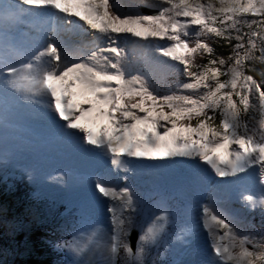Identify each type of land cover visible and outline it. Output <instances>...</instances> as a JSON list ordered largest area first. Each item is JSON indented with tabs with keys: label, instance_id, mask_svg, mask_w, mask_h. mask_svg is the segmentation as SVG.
Listing matches in <instances>:
<instances>
[{
	"label": "snow or ice",
	"instance_id": "6c2138e0",
	"mask_svg": "<svg viewBox=\"0 0 264 264\" xmlns=\"http://www.w3.org/2000/svg\"><path fill=\"white\" fill-rule=\"evenodd\" d=\"M143 6L157 11L125 13L113 0H0V84L43 104L53 123L63 122L60 129L81 134L84 144L101 150L114 174L95 181L99 197L108 201L110 227L90 226L60 245L76 257L98 253L101 264H116L121 251L129 264H144L145 246L157 243L169 222L162 211L133 250L128 237L136 200L129 187L118 186L127 179L123 174L130 171V158L198 159L221 178L258 170V183L264 186V71L258 81L247 74L255 69L246 63L264 62V0H153ZM43 9L53 10L68 31H82L79 22L87 25L95 34L90 52L77 56L52 36L41 47L21 50L8 26L26 16L47 15ZM51 30L59 28L53 24ZM127 35L171 42L149 46L176 62L153 57L162 76L179 72L186 78L176 91L161 95L148 75L133 71L121 46L122 39L128 43ZM207 36L235 40L232 54L197 64L198 56L214 53L201 39ZM249 109L256 113L251 126L242 120ZM243 200L249 209L264 210V187L259 197L246 194ZM200 229L209 242L204 264H264V231L238 232L233 218L215 202L201 205L195 227L182 234ZM80 264L93 261L89 256Z\"/></svg>",
	"mask_w": 264,
	"mask_h": 264
},
{
	"label": "rangeland",
	"instance_id": "374dc122",
	"mask_svg": "<svg viewBox=\"0 0 264 264\" xmlns=\"http://www.w3.org/2000/svg\"><path fill=\"white\" fill-rule=\"evenodd\" d=\"M152 2L153 0H113V3L117 4L120 7V10L125 13L127 12L144 13L143 10L145 9L149 11H157V9L143 6L145 4H150ZM246 18L249 20L254 19L251 16L246 17ZM32 20H34V22H29L30 25L26 24L23 20L22 23H25V27L23 29L24 31L26 32L27 30L29 31L31 29V26H34V23H37L38 21L36 19H32ZM37 27H39L41 34L45 33L43 34L45 36L39 39L38 44L34 42L31 43L25 40V37L23 35L22 36L20 35L21 36L20 38L19 35H17L16 33L9 32L10 38L14 40L15 42L18 41L17 46L21 50L31 51L32 49L38 48L40 45L43 46L45 44L44 41L45 42L47 41V38H46L47 34H50V33L53 34V31L51 30L52 28L50 27L48 23H46V27H48L47 30H45L42 26H39V25H37ZM57 27L59 28V31L56 32L55 35L58 36V38H64L65 41H68L66 42L67 46L70 49H72L77 56L80 55V52H84L85 54L90 52L91 41L93 39L92 37L95 34L90 29L87 28V25H86V29L83 30L85 31V33H83V31L81 32L80 29H77L76 32L75 31L69 32L67 30L68 26L64 23L63 19H61L59 23L57 22ZM12 28H16V27L14 26ZM49 29L51 30L50 32H48ZM60 30H62L61 31L62 34L59 33ZM16 31H17V28H16ZM241 31L247 32L248 29L245 27H241ZM35 32L37 33V31ZM66 32H68L67 35H66ZM72 34L74 35V37ZM232 35H235V32H233ZM32 36H36V35L34 34ZM126 39L128 43L125 45L122 39L121 46H124L127 49L129 62H130V65L133 71H140L142 74L148 75L150 84L154 88H157L161 95L165 94L169 90L176 91L177 90L176 85L185 81L186 78L183 76L182 73H179V72L162 76L161 75L162 69L160 68V66H157L152 62V58L155 57V59L165 60L169 64L176 63V62L168 60V58L166 57H160L158 53H155L152 50V47H154L155 45H164L166 43H171V42L159 41V40H152L150 42L142 41V40H139L138 38L131 37L130 35H127ZM201 39H204L209 43L210 41L215 39V37L207 36V37H201ZM235 43L236 41L233 40V43L229 44L230 48L226 49L228 51V56L232 54V47L234 46ZM149 44L152 47H150ZM33 45L34 46L36 45V46L34 47ZM258 52L259 50L255 52L256 57L259 55ZM228 56L225 55V58H227ZM176 67L182 69L183 66L176 64ZM0 96L4 100L2 102L6 105L11 104L10 101L13 102L14 100L15 102L18 101L22 103L21 105H26L25 107L33 106L32 100H25L24 98H22L21 95H19L17 92L13 91L10 88L5 89L4 87ZM253 103H255V100H253ZM25 111L28 112V114H23V116L25 117L24 120L26 122L31 121V125H32V119H30L32 116L30 115V118H29V114L31 112L27 108L25 109ZM252 111L253 112L251 114L247 113L244 115L243 121H246L249 124V126H251L253 123L252 117L256 115L254 110ZM48 112L49 110L47 111V114H51ZM47 114L44 113L45 118L47 117V120L49 123L52 121V119L48 117ZM20 119H21L22 125L25 128H28L29 126L26 125L25 121H23L22 118ZM39 121L41 122L42 120L39 119ZM50 127L54 129L55 126H54L53 121ZM89 127L91 126L89 125ZM158 160L130 158L129 159L130 171L123 174V175H126L127 179L121 180L118 182V186L126 185L127 187H129L132 190V193L136 200V210L130 213V215L132 216V222H133L131 230L137 231V241L142 231L147 226H149V224H151V222L154 220V218L157 215L161 214L162 211H166L169 214V222L165 228L164 233L161 235L159 241L155 244L145 246L146 253L144 256V264H172L171 262L173 261V258L176 252H178V250H180L183 245L182 243L179 242V240L180 238L183 237L182 230L189 227L188 215L190 213L189 210L191 209L193 205L191 204L190 201L188 202L186 199H184V196L180 192H178L179 190H183V188L182 187L176 188L175 181L179 180L180 178H183V180L184 179L186 180V183H189V181L192 180L191 183H194V185L198 187L197 189L201 187L200 184L205 185V183L209 184L210 188H213L211 186L214 185L215 183L213 179H211L213 181L205 180L206 177L204 176L205 179H203L202 183L198 184V182L196 181L199 178V173L198 171L191 172L190 168L184 171V170L179 169V167H177L180 171L175 170V166H177V164L178 165L184 164L185 160H189L193 163L192 159L184 158V157H171V158L163 159V163ZM169 161L171 162L170 166H169V163H170ZM195 163L196 162H194V164ZM172 167L174 169H172ZM0 168L2 167L0 166ZM42 168L47 169L45 166H43ZM109 169H110V165H109ZM109 169H102V170H105V172L101 171L100 172L101 176H109V178L111 179V175H114V174L110 175ZM3 171L0 173L2 174ZM174 171H176V173L174 176L172 175L173 173L170 175L171 177L169 178L170 180H168L167 178L163 179V177H166L169 173L174 172ZM192 175H194V177H192ZM256 175L258 176V172H256ZM4 179H5V175H2V177L0 178V186L4 187L3 191L5 192V194L9 195L11 198H14V200H16L17 202L22 203L23 206L20 204V208L23 207L22 209H24V212L28 211L29 213H31V216L35 218V221H37L38 226H42L44 227V229L45 228L50 229V231L47 230V233L49 236L53 237V239L51 241H47V240L43 241V239H41L43 242H45L47 247L50 249V253L52 254L54 258V259H51L50 264L72 263L73 253H71L65 248H61L60 245L63 243V241L71 239L72 236L76 234L77 229L79 228L81 224L80 223L81 218H80L79 213L80 211H82L83 205L85 204H83V202H80L78 205L70 206L71 211H72L71 213L60 212L61 207L57 206L60 204H58V201L56 198H52V197L49 198L47 196H36V199L44 198V200L37 203V200L33 199L34 202H31V203H34V204H30L26 200L27 196L25 195L24 197L23 193H21L20 191L16 190L17 192H12L11 194L9 193V191H12L13 187L14 189H17V186L15 184H20V183L24 184V186L28 190L29 187L25 185V183L27 184V182L23 181V177L21 178L20 174L13 175V179H12L13 187L10 186L9 184H6L4 182ZM96 179H97L96 176L93 175V180L96 181ZM225 180H227V178ZM186 183H184V186ZM33 188H38V183H35ZM17 193H20V194H17ZM200 193H201V197L198 198L200 204L202 203L207 204L210 202H215L216 205L219 206L220 208L223 206L221 209H223L228 215H230L235 221V223L236 222L241 223V226H238L236 224L238 232L242 234H249V233L254 234V233L264 231V210L260 208H257V209L255 208L254 210L253 209L251 210L248 207H239L235 205V203L233 204V200H231L232 205L231 204L228 205L229 192L226 193V196L214 197L211 199V201L209 199V196H207L209 194L208 191H204ZM21 195L23 198H21ZM260 195L257 194L255 197H259ZM204 199H209V200L207 201ZM96 200H97L95 201L97 205L96 207L98 206L105 207L106 210H104L105 211L104 217L109 225V221H108L109 214L107 213L108 201L102 197L96 198ZM201 200H204V201L201 202ZM57 208L59 209V211ZM75 208H76V211H73V209ZM200 208H201V205H200ZM52 231H55L57 235L55 234L52 236ZM202 234L204 237L203 239L206 240L207 243H209L207 234L204 231L202 232ZM116 264H129V261L124 256L122 251L120 253V256Z\"/></svg>",
	"mask_w": 264,
	"mask_h": 264
},
{
	"label": "bare ground",
	"instance_id": "6f19581e",
	"mask_svg": "<svg viewBox=\"0 0 264 264\" xmlns=\"http://www.w3.org/2000/svg\"><path fill=\"white\" fill-rule=\"evenodd\" d=\"M41 11L46 13L47 10L45 11V9H43ZM52 20H56L54 19V14L42 15L39 17L37 23H34V26H31V29L26 32L23 29L25 23L29 24V22L24 19L25 23L9 25L8 31L16 33L20 38L23 35L25 40L38 44L39 39L43 38V36H45L43 34L45 33L42 32L43 34H41L37 25L47 30L48 27H46V23L50 25ZM79 23L82 25V29L85 30L86 25H83L82 22ZM14 26L17 28V31L16 28H12ZM35 31H37V33ZM50 31L49 29L48 32ZM74 31L76 32V30ZM67 33L68 32H66V35ZM83 33H85V31H83ZM34 34L36 36H32ZM55 34L56 32L47 34L46 38L48 36H53L54 40L63 42L67 46L66 42L68 41H65L64 38H58ZM17 42L15 43L18 45ZM47 42L48 40L46 42L44 41L45 44ZM3 88L4 86L1 84L0 95ZM18 94L21 95L20 93ZM34 99L39 100L40 98L37 97ZM2 101L4 100L0 96V166L2 167L0 168V172L4 170L3 174H8V172L11 173L13 171L21 174V176L26 179L25 182H27V184L25 183V185L29 187L28 189H31L30 186L32 187L33 195H35L37 191L35 196L56 198L58 203L67 207L63 212L71 210L70 206L78 205L80 202H83L85 205H83V209L79 213L81 224L76 234L81 230L88 229L90 226L104 227L107 230L110 225H108L104 217V210L106 209L104 206L96 207L95 201H97L96 198H99V194L95 190V181L93 180V175L96 176V178L101 177L100 172H105V170L102 169H109V163H107L108 161L103 152L85 145L82 140L79 139L81 134H69L70 130L60 129L58 125L63 122L58 119L56 123H54V129H52L50 127L52 121L48 123L47 117L45 118L44 115V113L47 114L48 109L43 104L32 102L33 106L25 107L26 105H21L22 103L18 101H10L11 104L7 105ZM26 108L31 112L29 118L31 115L32 117L30 119H32V125L31 121L26 122L24 120L25 117L23 114H28V112L25 111ZM47 115L50 118L52 116V114ZM20 118L25 121L26 125L29 126L28 128L22 125ZM39 119L42 121L40 122ZM158 161L163 163V159ZM194 162L196 163L194 164ZM170 165L171 162L169 163V166ZM43 166L47 169L42 168ZM177 167L184 171L188 170V168L191 169V172L198 171L199 178L196 181L198 184L202 183L203 179H205L204 176L207 181L211 179L215 181L214 185L211 186L213 188H210L209 184L205 183V185L200 184L201 187L199 189H197L198 187H196L194 183H191L192 180L189 181V183H186V180H183V178L175 181L176 188H183V190H179L178 192L184 196V199L188 202L190 201L193 205L188 215L189 227L193 228L195 227L200 212V205H203V203H199L198 199L201 197L200 192L208 191L209 194L207 196H209L210 201L214 197L226 196V193L229 192L228 205H232L231 200H233V204L235 203V205L239 207H247L243 200V195H260L261 187H264L258 183V176L256 175L258 170L254 172L252 169H249L246 173H239L236 177L221 178L217 177L207 165L203 164L198 159L193 160V163L189 160H185L184 164H177L175 170L180 171ZM172 169L174 168L172 167ZM176 171L169 173L166 177H163V179L167 178L170 180V175L173 173L172 175L174 176ZM192 177H194V175H192ZM226 178L227 180H225ZM35 183H38V188H33ZM184 183H186L185 186ZM209 199L204 200L208 201ZM204 200H201V202ZM236 224L241 226L240 222H236ZM202 232L203 230L200 229L191 234L183 235V237L180 238L179 242L183 245L181 249L176 252L171 262L172 264H204V261L208 258L209 249L207 241L203 239ZM89 256L93 264H101V257L98 253H92L81 257H76L73 254V262L69 264H80L81 261L87 260Z\"/></svg>",
	"mask_w": 264,
	"mask_h": 264
},
{
	"label": "trees",
	"instance_id": "16d2710c",
	"mask_svg": "<svg viewBox=\"0 0 264 264\" xmlns=\"http://www.w3.org/2000/svg\"><path fill=\"white\" fill-rule=\"evenodd\" d=\"M231 43H233V40ZM231 43L215 37V39L209 42L210 46L214 49L212 57L207 54L198 56L196 63L205 64L208 59L214 57L225 58V55L228 56V51L226 49L230 48L229 44ZM258 54L257 57L260 56V52H258ZM246 63L249 67L255 69L247 74L253 75L255 79L260 81V72L264 71V62L256 59ZM225 67H227V65ZM195 70L196 69H193V71ZM221 79H226V77H221ZM253 100H255V97H253ZM252 112V109H249L248 113L251 114ZM218 120L219 116L217 114V122ZM242 120H244V115H242ZM15 185L17 189L13 187V190L9 191V193L11 194L18 190L23 193L25 197L27 189L24 184L20 183ZM21 198H23L22 195ZM26 200L30 204H34L31 203L33 201L30 199L27 198ZM20 204L22 205V203L17 202L14 198L6 195L3 188L0 186V264H50L51 259L54 258L50 253V249L45 242H43L44 240L51 241L53 239V237L49 236L47 233V230L50 231V229H44V227L38 226L37 221L31 216V213L28 211L24 212V209H22L23 207L20 208ZM55 234L56 232L52 231V236ZM41 239H43V241Z\"/></svg>",
	"mask_w": 264,
	"mask_h": 264
},
{
	"label": "water",
	"instance_id": "95a60500",
	"mask_svg": "<svg viewBox=\"0 0 264 264\" xmlns=\"http://www.w3.org/2000/svg\"><path fill=\"white\" fill-rule=\"evenodd\" d=\"M144 13L146 14H154L155 11H149V10H143ZM128 241L131 245V247L133 248V250H135V246H136V242H137V231L135 230H131L130 231V234H129V237H128Z\"/></svg>",
	"mask_w": 264,
	"mask_h": 264
}]
</instances>
